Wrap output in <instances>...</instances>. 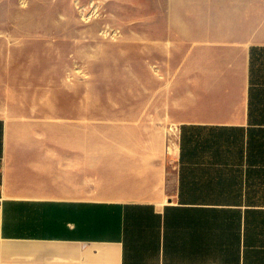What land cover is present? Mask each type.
Segmentation results:
<instances>
[{
    "label": "crops",
    "instance_id": "crops-1",
    "mask_svg": "<svg viewBox=\"0 0 264 264\" xmlns=\"http://www.w3.org/2000/svg\"><path fill=\"white\" fill-rule=\"evenodd\" d=\"M192 4L170 152L0 105V264H264V0Z\"/></svg>",
    "mask_w": 264,
    "mask_h": 264
},
{
    "label": "rangeland",
    "instance_id": "rangeland-1",
    "mask_svg": "<svg viewBox=\"0 0 264 264\" xmlns=\"http://www.w3.org/2000/svg\"><path fill=\"white\" fill-rule=\"evenodd\" d=\"M192 0H0V105L87 128L90 152L175 142L169 100L192 65ZM164 115V116H163Z\"/></svg>",
    "mask_w": 264,
    "mask_h": 264
}]
</instances>
